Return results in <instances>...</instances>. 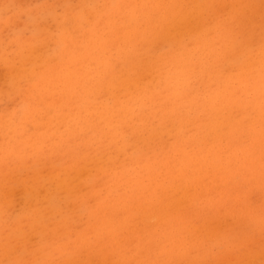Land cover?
<instances>
[{
	"label": "clouds",
	"instance_id": "1",
	"mask_svg": "<svg viewBox=\"0 0 264 264\" xmlns=\"http://www.w3.org/2000/svg\"><path fill=\"white\" fill-rule=\"evenodd\" d=\"M0 264H264V0H0Z\"/></svg>",
	"mask_w": 264,
	"mask_h": 264
},
{
	"label": "rangeland",
	"instance_id": "2",
	"mask_svg": "<svg viewBox=\"0 0 264 264\" xmlns=\"http://www.w3.org/2000/svg\"><path fill=\"white\" fill-rule=\"evenodd\" d=\"M19 3L24 4L27 2V0H18ZM19 25V21H13L12 26Z\"/></svg>",
	"mask_w": 264,
	"mask_h": 264
}]
</instances>
